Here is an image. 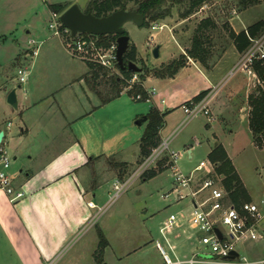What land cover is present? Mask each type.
<instances>
[{"label":"rangeland","instance_id":"374dc122","mask_svg":"<svg viewBox=\"0 0 264 264\" xmlns=\"http://www.w3.org/2000/svg\"><path fill=\"white\" fill-rule=\"evenodd\" d=\"M67 1L77 3L83 11L88 4V0H0V76L3 77L6 73L17 75L18 68L28 64L26 61L22 62L20 56L31 47L28 44L29 39L32 38L39 43L40 39L50 37L52 39L48 43H58V38L52 37L53 29L49 27L50 5ZM187 6L188 1L181 5H174L172 16L158 23L174 26L173 31L186 51L191 44L197 24L205 18L213 20L214 26H210L207 30L208 56L204 63L193 60L202 67H207L205 69H209L210 75L218 76L211 87L216 86L219 89L209 101L210 113L212 114L213 111L215 119L210 121L211 127L207 128L208 117L201 113L179 127L185 116L182 110L178 118L175 117L176 119L168 122V126L161 131L160 144L164 140L169 141L167 151L180 152L178 167L184 173H189L201 160L209 157L210 147L214 149L218 143L217 146H222L228 152V157L255 196L254 199L264 197V146L260 148L255 144L248 118L250 111L248 96L251 91L242 73L229 78L231 68L246 49L239 51L236 48L230 32L239 33L247 30L257 21L264 20V3L260 1L258 4L245 8L240 6L239 0H206L188 18L181 19L180 12ZM167 25L153 31L150 25L138 26L133 21L124 23L123 27L130 36V44H133L136 49L138 66L141 67L144 64L149 68L161 67L171 55L176 53L177 46L171 38ZM153 32L156 34L151 39L150 34ZM62 38L68 49L66 37ZM160 42L163 45L161 56L155 57L153 48L160 45ZM100 51L107 50L102 48ZM39 52L41 54L35 60L42 59L44 54L41 49ZM180 55L177 54L171 60L179 58ZM72 56L86 62L97 63L95 61L97 52L93 50ZM45 60L50 66L55 64L52 59L53 62H50V58ZM188 60L189 58L186 61ZM32 61L33 58H29L28 62L32 63ZM193 68H187L185 71L192 72V76L176 86V88H182L184 93L198 88L199 83L202 82L201 75H198ZM110 70L119 72V69ZM151 76L154 75H148L145 83L147 88H156L157 95L154 101L158 103L160 98L165 97L162 92L164 81L156 76H154L156 80H153ZM102 90L105 89L102 87ZM122 96L126 102H131L130 95L125 89ZM5 100L0 95V109L6 106ZM140 102L145 104L144 106L150 105L144 100ZM0 117L5 123L11 120V128L19 130V118L8 113H0ZM16 142L17 140H13L5 145V149L12 158L15 172L24 169L27 163L25 162L27 158H22L18 153ZM188 150H191V157L188 155ZM132 152L127 149L125 153L127 160L133 162L132 164L124 162L127 164L126 173H122L124 168L117 166L118 159L113 157L101 158L92 165L95 174L90 178L89 186L95 184L96 188L93 192L89 191L87 197L93 198L95 193L96 197L93 199L97 207L92 209L91 219L59 252L53 264H162L163 257L155 245L157 239L163 241L171 257H174V254L179 257L191 254L196 242L187 240L182 233L183 230L191 231L187 219H183L182 215L188 214L189 204L187 201L176 203L173 195L167 198L164 196L172 188V169L168 167L167 153H164L162 159L150 167L156 170L160 163H163L166 169L149 179H144V175L132 177L141 165L138 163L140 157L136 161ZM131 177L130 184L116 196L117 190L114 188L116 180H119V184H123ZM170 214H176L183 225L167 236L170 241L166 243L161 236L160 227ZM99 234L104 235L108 241L102 251L98 248ZM171 244L176 245L174 252L169 250L168 246ZM245 250L248 251L250 248ZM15 251V248L6 240L4 230L0 229V264H19ZM254 253L252 252V257H262L261 254Z\"/></svg>","mask_w":264,"mask_h":264},{"label":"crops","instance_id":"0c3cea01","mask_svg":"<svg viewBox=\"0 0 264 264\" xmlns=\"http://www.w3.org/2000/svg\"><path fill=\"white\" fill-rule=\"evenodd\" d=\"M167 26L177 51L165 62L177 54H185L173 31L174 26ZM52 37L58 38L57 44L48 43L52 39L50 37L40 39L35 46L29 44L32 38L28 40L31 47L20 56L22 62L28 63L25 65L28 66V76L24 83L19 81L16 73L0 76V95L6 99V106L1 107L0 113L20 119L19 130H13L12 121L5 123L0 117V131L4 133L1 145L5 147L6 143L17 140L18 153L28 159L25 158L24 169L15 172L11 166L10 170L15 186L24 190V197L12 202L0 189V229L4 230L6 240L15 248L19 264L47 263L84 228L93 215V208L87 203L96 197L95 193L93 198L87 197L88 192L96 188L95 184L89 186L90 178L95 174L92 165L101 158L110 157L132 164L125 155L127 149L133 151L136 161L139 159V142L147 122L139 125L136 120L142 119L152 107L166 112L161 135L168 122L181 114V105L211 88L218 78L210 75L209 69H205L207 67L189 58L175 76L160 78L164 81L162 92L165 97L158 103L154 101L157 93L151 101H146L149 106L131 96V102H126L122 96L124 91L120 96L101 103L100 96L88 83L90 68L87 62L72 56L62 37L56 34ZM37 45L38 53L34 56L32 50ZM162 48L160 42V56ZM40 49L44 55L42 59L35 60L41 54ZM29 58H33L32 63L28 62ZM45 58H50V62L54 60L55 64H46ZM190 67L201 75L202 82L186 94L176 86L192 76V72H185ZM151 78L156 80L154 76ZM146 79L144 86L147 88ZM13 88H17V108L7 102V95ZM213 119L212 111L207 128L211 127ZM9 122L11 125L8 127ZM212 149L210 147L208 154ZM240 178L250 200L263 198L256 197L255 200ZM248 246L250 255L252 252L263 254V241Z\"/></svg>","mask_w":264,"mask_h":264},{"label":"built area","instance_id":"2783aa9c","mask_svg":"<svg viewBox=\"0 0 264 264\" xmlns=\"http://www.w3.org/2000/svg\"><path fill=\"white\" fill-rule=\"evenodd\" d=\"M60 16L61 13L51 11L49 27L57 36L66 37L68 51L72 55L93 50L97 52L95 61L98 64L109 69H119L116 59L117 43L105 48L106 52H101L103 47L97 46V35L78 33L72 36L70 30L61 23ZM163 26L164 24L153 22L150 24V29L160 30ZM155 34L151 33L150 38L153 39ZM246 34L249 44L231 68L229 78L242 73L245 75L249 90L253 93L259 89L264 90V29L255 34H250L246 30ZM29 44L35 46L37 42L31 39ZM37 53L38 45L32 50L34 56ZM17 74L19 81L24 83L28 76V66L19 67ZM135 84L143 87L146 94L145 96L142 93L133 94L132 98L136 101H151L157 93L155 87L144 86V80L138 72H133L131 77L126 79L125 90H132ZM218 89L219 87L216 86L211 87L201 99H191L183 103L181 108L185 116L179 127L201 113L210 117L209 101ZM10 125L9 122L8 127ZM168 149L169 141L164 140L140 163V167L132 176L136 178L143 175L154 163L162 159L164 153H167L168 166L172 169V188L164 196L167 198L173 195L176 203L187 201L189 204L188 214L182 215L183 219H187L191 231L183 230L182 233L187 240L196 242V245L189 256L179 257L174 254V257H171L163 241L157 239L155 245L163 257L162 264H264V250L261 258H254L249 254V250H245L249 249V244L264 242V197L257 201L236 203L225 188V176L217 171L216 162L209 158L203 159L189 173H184L178 167L180 152L167 151ZM188 155L191 157V150H188ZM11 166L12 158L0 141V189L10 201L17 202L24 197L25 192L15 186L10 174ZM132 177L123 184H119V180H116L114 184L117 190L116 196L130 184ZM87 204L90 208L97 207L92 200ZM182 225L183 222H179L176 214H170L160 227L163 240L169 243L167 236ZM216 229L221 235L216 232ZM193 242L192 245H194ZM168 247L172 252L176 250V245L171 244ZM232 252H236L237 256L230 259L228 257L232 255ZM56 258L45 264H53Z\"/></svg>","mask_w":264,"mask_h":264},{"label":"trees","instance_id":"16d2710c","mask_svg":"<svg viewBox=\"0 0 264 264\" xmlns=\"http://www.w3.org/2000/svg\"><path fill=\"white\" fill-rule=\"evenodd\" d=\"M188 1V6L184 11L180 12L181 19L188 18L194 13L195 9L202 6L206 0H88L87 8L85 12H92L98 17L106 16L114 11L125 9L143 13L145 21L143 26L150 25L153 22L162 21L172 16V9L174 5H181ZM264 0H239V4L242 7H250L258 4ZM73 2H64L50 5L51 11L58 13L64 12ZM210 26H214L213 20L210 18L202 19L196 26L194 34L191 38V44L186 49L185 54H181L179 58H174L168 63H164L158 68H149L146 65H142L141 72H138L142 80L148 75H154L159 78L173 77L176 73L185 65L188 58L197 60L204 63L208 56L207 41L209 39ZM264 27V20H259L247 28L248 32L252 34L257 33ZM128 34L127 32H125ZM234 44L239 51H243L249 44V40L246 34V30H242L239 33L230 32ZM87 35V33H84ZM117 34H105L97 35V46L107 48L111 44L116 43ZM135 46L129 44L127 52L124 54V61L137 62ZM90 71L88 72L87 80L92 90L101 98V103H106L118 96L124 91L126 86V79L130 78L133 74L129 70H120L118 73L112 72L109 68H106L98 63L87 62ZM102 87L105 90H102ZM208 90L201 92L195 96L194 100L201 99ZM132 96L133 94L142 93L145 96L143 87L135 84L133 89L127 91ZM249 111V125L253 135L255 144L258 147L264 146V90L259 89L257 92L250 93L248 96ZM166 112H162L157 107H152L150 111L143 116V119L147 122L144 133L140 139V159L138 163H141L146 157H148L152 150L159 146L161 142L160 129L164 123V117ZM209 159L217 163V171L224 174V185L229 192L231 198L236 203L249 201L250 198L247 191L241 181L239 174L233 166L230 158L228 157L225 149L222 146H216L209 154ZM117 166H122L124 169L122 173H126L127 164L124 162H118ZM169 167V166H168ZM166 168L163 163H160L158 169L153 168L146 170L143 175L144 179H149L155 176L158 172L164 171ZM108 244L104 235L99 234L98 248L102 251Z\"/></svg>","mask_w":264,"mask_h":264},{"label":"water","instance_id":"95a60500","mask_svg":"<svg viewBox=\"0 0 264 264\" xmlns=\"http://www.w3.org/2000/svg\"><path fill=\"white\" fill-rule=\"evenodd\" d=\"M61 23L70 30L72 36L78 33H88L92 35H105V34H117V50L116 59L117 65L120 70H129L132 72H141L142 68L136 64V62L124 61V54L127 52L130 44V36L126 34L123 27L127 21H133L138 26H143L145 16L143 13L136 11L120 9L112 12L109 15L98 17L92 12L83 11L77 3H73L69 6L60 16ZM160 45H156L153 48V55L155 57L160 56ZM7 102L12 107H18L17 88H13L7 95ZM145 120L138 119L136 124L141 125ZM3 131H0V141L3 137ZM216 232L220 234V231L216 229ZM232 255L228 258L233 259L237 256L236 252H232Z\"/></svg>","mask_w":264,"mask_h":264}]
</instances>
